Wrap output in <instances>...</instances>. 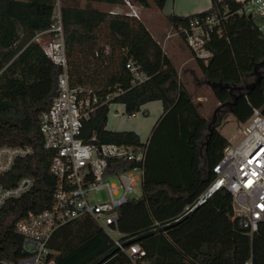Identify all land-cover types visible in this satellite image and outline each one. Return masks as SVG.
I'll list each match as a JSON object with an SVG mask.
<instances>
[{
    "label": "trees",
    "instance_id": "trees-1",
    "mask_svg": "<svg viewBox=\"0 0 264 264\" xmlns=\"http://www.w3.org/2000/svg\"><path fill=\"white\" fill-rule=\"evenodd\" d=\"M78 1L109 5L124 2L0 0V145L31 146L32 154L18 159L9 174L13 181L21 177L34 179L29 191L19 199L8 200L0 210V246L5 257L21 256V237L14 230L15 223L27 211L50 205L56 185L49 173L53 152L44 148L38 123L40 114L57 94L60 68L32 39L51 26L57 2L73 83L91 88L102 102L111 96L84 122L83 138L95 135L101 143L147 145L143 194L117 209L116 228L122 241L175 220L212 186L216 180L212 167L229 142L217 129L227 112L239 124L251 116L253 108L264 113V77L258 88L236 92V99L229 96L227 87H212L217 102L231 100L233 104L208 134V121L143 22L125 14L112 15L90 4L81 8L75 4ZM131 1L144 7L154 2L159 9L165 2ZM211 2L221 9L228 4L229 16L222 23L220 35L211 33L206 47L213 56L206 64L197 61L200 72L211 82L251 84L250 79L257 78L250 75L254 65L264 60V36L255 20L235 13L239 5L233 0ZM191 16L171 15L168 22L178 28L187 25ZM129 59L147 74L146 81L131 83L132 76L125 66ZM156 100L164 113L147 143L141 142L134 131L106 128L111 103L120 104L125 114L132 116L142 105ZM231 206V193L216 189L190 217L133 244L145 250L143 260L149 264H264V221L250 235L238 225ZM113 246L112 239L88 217L58 227L49 242L57 252L54 264H91ZM103 264L132 262L127 253L118 250Z\"/></svg>",
    "mask_w": 264,
    "mask_h": 264
},
{
    "label": "built area",
    "instance_id": "built-area-1",
    "mask_svg": "<svg viewBox=\"0 0 264 264\" xmlns=\"http://www.w3.org/2000/svg\"><path fill=\"white\" fill-rule=\"evenodd\" d=\"M233 1L239 5L235 13L251 15L264 36V0ZM59 6L57 2L51 26L38 31L32 39L60 68L57 94L49 108L40 114L38 123L44 148L53 152L49 173L56 179V185L50 205L39 211H27L15 223L14 230L21 237V256L5 257L1 247L0 264H54L57 252L49 247L53 234L58 227L82 217L92 219L103 229L113 245L130 256L132 264H149L143 260L145 250L139 245H121L116 228L117 209L136 198L135 188L143 181L147 145L101 143L95 135L83 138L84 122L111 96L102 102L91 88L73 83ZM121 6L109 13L139 19V8L131 0H124ZM228 13V4L222 9L213 7L203 15L189 17L187 25L175 28L174 34L184 39L192 55L206 64L213 56L206 43L212 32L222 33L221 26ZM125 66L133 85L148 79L132 59ZM238 134L241 136L238 141L234 136L227 139L221 159L212 167L216 174L212 186L231 193L233 217L252 235L264 221V113L260 108H253L251 116L240 124ZM32 152L29 145H0V210L8 200L21 198L34 185L30 177L13 181L9 174L18 159ZM184 209L187 212L191 207Z\"/></svg>",
    "mask_w": 264,
    "mask_h": 264
},
{
    "label": "crops",
    "instance_id": "crops-1",
    "mask_svg": "<svg viewBox=\"0 0 264 264\" xmlns=\"http://www.w3.org/2000/svg\"><path fill=\"white\" fill-rule=\"evenodd\" d=\"M195 1H198L196 4H194ZM210 3L212 4L211 0ZM207 6V2L204 0H165L163 10L159 9L157 5L154 4V2L150 3V7H144L143 5H140L136 3L135 5L138 6L140 11V17L139 20L143 22V24L146 26L147 30L151 34L153 39H156V41L160 44L165 56L168 57V59L173 63V65L177 69V73L179 75V81L183 84L186 90L191 93L193 101L196 103V105L199 108V111L201 115L207 120V115L209 110L214 107V113L215 109L219 106V102L215 99L213 89H211L213 86L210 85V82L208 79L204 77L202 72H200L199 66H198V59L192 55V52L190 49H188L187 45L185 44L184 39H182L180 36L174 34L175 28L168 22V17L171 15L179 16V17H188L191 15V13L200 14L205 13L206 11L213 8L212 6ZM100 5H105L106 9L108 11L110 10H119L122 8V4L119 5H109L106 3H100ZM206 7V8H204ZM155 9L150 13L146 15V20L149 22V24L144 22V14L145 9ZM204 8V9H203ZM208 9V10H207ZM161 10V11H160ZM158 13L162 14V18L159 17ZM155 16L154 19H152ZM245 85V83L243 84ZM231 101V100H229ZM120 105V104H119ZM121 108L123 106L120 105ZM141 110L132 116H128L124 112L123 113L127 117H136L140 112H142L144 115H148V118H152V112L153 110L156 111L155 122H153V126L150 130L149 137L153 131V129L156 127L157 121L164 113V107H162V104L159 100L148 102L141 106ZM232 106L230 105H224V107L220 108L214 115L217 114V112L222 111V115L225 112V110H231ZM159 113V114H158ZM228 113V112H227ZM159 115V116H158ZM230 115L234 118V116L229 113L225 116L230 117ZM224 116V117H225ZM222 117V116H221ZM221 117L219 119H221ZM224 117L221 119L220 123L224 119ZM218 119V120H219ZM108 122V119H107ZM106 122V124H107ZM105 124V126H106ZM222 124V123H221ZM141 125L146 126L147 130H149L148 125H146V118L145 120L141 121ZM215 125V124H214ZM222 128H224L223 125H221ZM221 127L217 128L218 131L221 132ZM107 129L113 130V131H123V130H129L134 131L138 136L141 142L147 143L149 137L146 141H143L140 135L136 132V130L132 129H123V130H115L110 129L106 126ZM223 135V134H222ZM224 137V136H223ZM227 139V138H226Z\"/></svg>",
    "mask_w": 264,
    "mask_h": 264
},
{
    "label": "rangeland",
    "instance_id": "rangeland-1",
    "mask_svg": "<svg viewBox=\"0 0 264 264\" xmlns=\"http://www.w3.org/2000/svg\"><path fill=\"white\" fill-rule=\"evenodd\" d=\"M204 1V0H203ZM207 2V6H210V0H205ZM198 1H195L194 4H196ZM78 7L81 8H85L86 4H90L91 6L94 7H98L99 9H103L108 11V9H106L105 5H100V3H96V2H91L88 3L86 1H78L75 3ZM197 6V4H196ZM212 6V4H211ZM204 7V8H206ZM203 8V9H204ZM155 10V9H153ZM152 9L146 8L145 9V13L144 14V22H146V24L149 22H147L146 20V15L148 13L151 14V12L153 11ZM163 10V9H162ZM208 10V9H207ZM156 11V10H155ZM161 11V10H160ZM159 17L162 18V14L158 13ZM191 15H195V13H191ZM155 16L152 18L154 19ZM102 43V42H101ZM260 70L264 73V67H261ZM251 83L254 82V78L250 79ZM250 83V82H249ZM245 81V85L249 84ZM109 114H108V122L106 124L107 127H109L110 129H115V130H123V129H132V130H136V132L140 135V137L142 138L143 141H146L147 138L149 137V133H150V126H153V122L156 121V119L158 117L155 118V113L156 111L153 110V114H152V118L150 120V118H148V115H144L142 112H140L138 115H136V117H127L124 113H123V108L120 107V105L118 103H111L109 106ZM222 111L217 112V114L213 115L214 113V107H212L207 115V121L211 122L213 121L216 124H218V119L223 116ZM230 112H228L227 114H229ZM159 114V113H158ZM159 116V115H158ZM146 118V125H148L149 130H147L146 126L144 127V125H141V121L145 120ZM224 126V128L221 127V125H219L218 127H221V132L224 136V138L230 139L232 138V136L235 137V139L238 141L239 138H241L240 134H238V129L240 128V124L237 123L235 121V119L230 115V117L227 118V116L224 117V119L221 122ZM151 126V127H152ZM136 198H139L142 196V183H140L138 186H136L135 188V192H134Z\"/></svg>",
    "mask_w": 264,
    "mask_h": 264
},
{
    "label": "water",
    "instance_id": "water-1",
    "mask_svg": "<svg viewBox=\"0 0 264 264\" xmlns=\"http://www.w3.org/2000/svg\"><path fill=\"white\" fill-rule=\"evenodd\" d=\"M247 17L251 18V15H248ZM261 67H264V60L259 61L254 65L253 72L250 75L251 76L255 75L257 78L251 84L232 85V84H227V83L222 84L221 82H210V85L213 87H218V88L227 87V89H229V96L236 99L238 96L236 94V92L241 93L242 91H248V90L253 89L255 87L256 88L259 87L260 82H261L262 78L264 77V73L260 70ZM232 104L233 103L229 100L224 101V103L219 104V106L215 109V113L220 108L224 107V105L232 106ZM214 124L215 123L213 121L208 122V126H207V129L209 130L208 134L211 132L212 126ZM206 137H207V135H206ZM214 190H215V186H210V188L206 191V193L200 197V199L193 205V207H191V210L184 212L182 215L177 217L175 220L170 221L168 223L161 224L160 226H157L156 228H154L152 230L144 232L141 235L134 236L131 238H126V240H123L121 242V245L126 246V245L133 244L134 242L143 238L144 236L157 234V233H160V231L167 230L168 228H171V227L177 225V223H179V222L183 221L184 219L193 215V212L195 210H197V208L200 205H202L204 202H206V200L210 197V195L213 193ZM0 250H2L1 246H0ZM118 250H119L118 246H113L111 249H109L108 252H106L105 254H103V255L99 256L98 258H96L95 260H93L91 262V264H103V262L105 260H107L109 258V256H111L112 254H114Z\"/></svg>",
    "mask_w": 264,
    "mask_h": 264
}]
</instances>
